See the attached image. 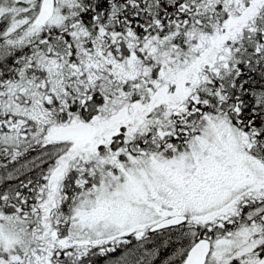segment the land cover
<instances>
[{"label":"snow or ice","instance_id":"6c2138e0","mask_svg":"<svg viewBox=\"0 0 264 264\" xmlns=\"http://www.w3.org/2000/svg\"><path fill=\"white\" fill-rule=\"evenodd\" d=\"M0 264H264V0H0Z\"/></svg>","mask_w":264,"mask_h":264}]
</instances>
